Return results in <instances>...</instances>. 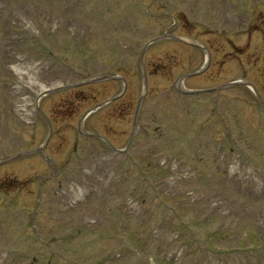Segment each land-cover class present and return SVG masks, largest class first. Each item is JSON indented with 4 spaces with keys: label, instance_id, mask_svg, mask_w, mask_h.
<instances>
[{
    "label": "rangeland",
    "instance_id": "1",
    "mask_svg": "<svg viewBox=\"0 0 264 264\" xmlns=\"http://www.w3.org/2000/svg\"><path fill=\"white\" fill-rule=\"evenodd\" d=\"M260 101L264 0H0V264H264Z\"/></svg>",
    "mask_w": 264,
    "mask_h": 264
},
{
    "label": "trees",
    "instance_id": "2",
    "mask_svg": "<svg viewBox=\"0 0 264 264\" xmlns=\"http://www.w3.org/2000/svg\"><path fill=\"white\" fill-rule=\"evenodd\" d=\"M91 88V85H86L85 87H78L76 89V93H79V94H84V93H87V90ZM107 99V98H106ZM106 99H103V100H100V101H97L98 102H101V101H104ZM94 100H96V98L94 97Z\"/></svg>",
    "mask_w": 264,
    "mask_h": 264
},
{
    "label": "water",
    "instance_id": "3",
    "mask_svg": "<svg viewBox=\"0 0 264 264\" xmlns=\"http://www.w3.org/2000/svg\"><path fill=\"white\" fill-rule=\"evenodd\" d=\"M187 93H189V94H195L196 92H189V91H187ZM105 104H107V103H105ZM105 104H102L101 106H103Z\"/></svg>",
    "mask_w": 264,
    "mask_h": 264
},
{
    "label": "bare ground",
    "instance_id": "4",
    "mask_svg": "<svg viewBox=\"0 0 264 264\" xmlns=\"http://www.w3.org/2000/svg\"><path fill=\"white\" fill-rule=\"evenodd\" d=\"M181 85V84H180ZM42 90H44V89H42ZM47 91V90H46Z\"/></svg>",
    "mask_w": 264,
    "mask_h": 264
}]
</instances>
